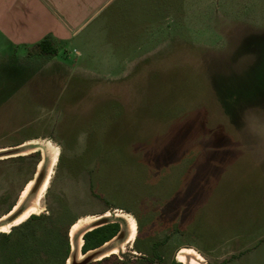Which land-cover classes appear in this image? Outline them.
I'll return each instance as SVG.
<instances>
[{
  "label": "rangeland",
  "instance_id": "rangeland-1",
  "mask_svg": "<svg viewBox=\"0 0 264 264\" xmlns=\"http://www.w3.org/2000/svg\"><path fill=\"white\" fill-rule=\"evenodd\" d=\"M54 45L0 39V217L50 174L0 264L264 259V0H106ZM88 216L122 230L77 259Z\"/></svg>",
  "mask_w": 264,
  "mask_h": 264
},
{
  "label": "crops",
  "instance_id": "crops-1",
  "mask_svg": "<svg viewBox=\"0 0 264 264\" xmlns=\"http://www.w3.org/2000/svg\"><path fill=\"white\" fill-rule=\"evenodd\" d=\"M105 1L0 0V39L12 50L32 46L47 35L65 40ZM237 264H264V259L251 254Z\"/></svg>",
  "mask_w": 264,
  "mask_h": 264
},
{
  "label": "bare ground",
  "instance_id": "bare-ground-1",
  "mask_svg": "<svg viewBox=\"0 0 264 264\" xmlns=\"http://www.w3.org/2000/svg\"><path fill=\"white\" fill-rule=\"evenodd\" d=\"M4 150H6V148L0 149V151H4ZM40 165H41V163H40ZM49 179H50V174H48L45 177V179L43 180V182L41 184L40 191H39L38 195L35 196L36 198L34 197L35 199L33 201L31 200L30 203L27 204L23 210H20L21 206L24 205V203L28 197V193L30 191V186H31V184H33L32 183L33 181H30L28 183V185L26 186V188L24 189V191L21 195L20 200L18 201L17 205L13 208V210L11 212H9L8 214L0 217V230H8L12 225L17 224V223L25 220L31 213L37 212V210L39 209L41 198H42V193L47 189ZM106 215H104V216H106ZM104 216H88V217H85L83 219L80 218L79 220H77L76 223L73 224V226L71 228V238H72L71 253H72V256H75L77 259H81L82 257L88 255L89 253L97 250V249H92V250H89L87 253L82 254L81 253L82 252L81 251L82 236L86 231L94 228V225L96 223H98L100 220H102ZM8 218H10L11 220L7 221ZM116 248L117 247H114L112 250H110L107 253H104L100 257L105 256L106 254H109L110 252H112ZM184 253L186 255H192L193 257L198 259L201 262V264H204V262H203L204 257L199 252H197L194 248H187L184 251ZM72 256L70 257V260L72 259ZM184 258L182 260H184Z\"/></svg>",
  "mask_w": 264,
  "mask_h": 264
},
{
  "label": "trees",
  "instance_id": "trees-1",
  "mask_svg": "<svg viewBox=\"0 0 264 264\" xmlns=\"http://www.w3.org/2000/svg\"><path fill=\"white\" fill-rule=\"evenodd\" d=\"M54 40H55L54 37H52L51 35H47L32 46H34V48H38L39 49L38 51L41 53L56 54L58 52V49L54 45ZM37 216H38L37 214H32L28 219ZM119 230H120L119 222H111L108 224L97 226L95 228L86 231L83 236L84 243L82 246V252L86 253L91 249L100 247L105 241L113 238L119 232ZM67 245L68 247L66 251V256L68 257L70 243L67 242Z\"/></svg>",
  "mask_w": 264,
  "mask_h": 264
},
{
  "label": "flooded vegetation",
  "instance_id": "flooded-vegetation-1",
  "mask_svg": "<svg viewBox=\"0 0 264 264\" xmlns=\"http://www.w3.org/2000/svg\"><path fill=\"white\" fill-rule=\"evenodd\" d=\"M30 182V181H29ZM28 182V183H29ZM28 185V184H27ZM26 185V186H27ZM26 188V187H25ZM24 188V189H25ZM24 189H23V191H24ZM23 191H22V193H23ZM22 193H21V195H22ZM20 198H21V196H20ZM20 200V199H19ZM18 203V202H17ZM17 205V204H16ZM16 205H14V207L16 206ZM13 207V208H14ZM13 208L11 209V210H9L6 214H8L9 212H11L12 210H13ZM37 212H33V213H31L25 220H23V221H21V222H19V223H17V224H14V225H12V226H17V225H21L24 221H26L32 214H36ZM6 214H4V215H6ZM4 215H2V216H4ZM1 216V217H2ZM77 221H75L74 223H76ZM111 222H118V221H111ZM111 222H103V224H101V225H104V224H108V223H111ZM73 223V224H74ZM73 224H72V226H73ZM119 224H120V230H119V232L117 233V234H120V232H121V223L119 222ZM11 226V227H12ZM72 226H71V228H72ZM10 227V228H11ZM10 228L8 229V230H0V231H2V232H9L10 231ZM71 228H70V239H71V249H72V238H71ZM131 228L133 229V226H132V224H131ZM131 229V230H132ZM116 234V235H117ZM130 232H129V234L127 235V237L125 238V240H124V242L123 243H128L129 242V240H130ZM115 235V236H116ZM83 236H84V234H83ZM82 236V244H81V251H82V246H83V243H84V237ZM114 236V237H115ZM112 239V238H111ZM111 239H109V240H111ZM109 240H107V241H105L103 244H105L106 242H108ZM102 244V245H103ZM121 247H123V244L121 245ZM92 250V249H91ZM120 249H119V247H117L115 250H113L112 252H110L109 254H113V253H117L118 251H119ZM82 254H85V253H83V252H81ZM87 253V252H86ZM138 254H140V255H142V256H146L145 255V253H142V252H137ZM109 254H106L105 256H108ZM102 257H104V256H102ZM101 258V257H100ZM69 260H70V257H69ZM180 261H182V262H185L184 260H182L181 258H180ZM178 264V263H177Z\"/></svg>",
  "mask_w": 264,
  "mask_h": 264
},
{
  "label": "water",
  "instance_id": "water-1",
  "mask_svg": "<svg viewBox=\"0 0 264 264\" xmlns=\"http://www.w3.org/2000/svg\"><path fill=\"white\" fill-rule=\"evenodd\" d=\"M37 182H38V184L41 182V177L38 178V181ZM101 224H103V222L102 221H99L98 223H96L94 225V228L97 227V226H100ZM36 264H50V263H36Z\"/></svg>",
  "mask_w": 264,
  "mask_h": 264
}]
</instances>
